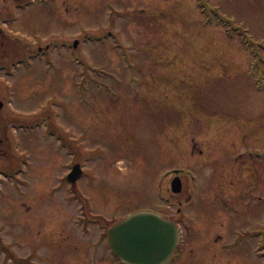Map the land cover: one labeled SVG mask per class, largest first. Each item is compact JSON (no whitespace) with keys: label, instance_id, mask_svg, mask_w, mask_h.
I'll list each match as a JSON object with an SVG mask.
<instances>
[{"label":"rangeland","instance_id":"1","mask_svg":"<svg viewBox=\"0 0 264 264\" xmlns=\"http://www.w3.org/2000/svg\"><path fill=\"white\" fill-rule=\"evenodd\" d=\"M0 28V264H120L92 242L127 215L179 207L173 264H264L249 227L264 215V0H0ZM75 161L82 197L65 204ZM172 169L194 180L168 208ZM230 209L248 221L234 252L229 224L217 230ZM90 214L106 227L84 238Z\"/></svg>","mask_w":264,"mask_h":264},{"label":"water","instance_id":"2","mask_svg":"<svg viewBox=\"0 0 264 264\" xmlns=\"http://www.w3.org/2000/svg\"><path fill=\"white\" fill-rule=\"evenodd\" d=\"M80 175L77 166L70 178L75 181ZM178 241L176 224L153 212L134 214L109 232L111 247L128 264H165L172 258Z\"/></svg>","mask_w":264,"mask_h":264},{"label":"flooded vegetation","instance_id":"3","mask_svg":"<svg viewBox=\"0 0 264 264\" xmlns=\"http://www.w3.org/2000/svg\"><path fill=\"white\" fill-rule=\"evenodd\" d=\"M1 32V31H0ZM49 48V46H47V49ZM42 50V48H40V51ZM1 102V101H0ZM5 108L4 103H0V180L1 178H3L4 174L7 172L6 171V165L8 163V159H9V155H8V142H9V125H8V117L7 115L4 114L3 109ZM253 168V167H252ZM72 170V167H70L69 170H67L66 174H68L70 171ZM253 171H255V168H253ZM19 181L23 184H25V180L19 179ZM66 184L68 183L69 185V191H71V186L72 184H70L68 182V178H65L64 181ZM174 183V184H173ZM176 184V185H175ZM189 177L187 176L186 172L182 171V172H177L175 169H172L171 171L168 172L167 174V184L166 186H164V195H165V200L167 201L166 207L168 206V208H173V205H170L169 203H173V204H179L183 201L189 202L192 194L189 191ZM1 189V188H0ZM67 193V191H66ZM70 195H68V198H65V202H68ZM25 204V203H24ZM30 209V208H29ZM215 210H211L212 216L214 214ZM217 214L219 215V217L222 219V225L219 226V228L217 229L219 232H221L219 236H222V231L224 227L227 226V224H229V227L232 228V232L234 233L233 237H235V242L233 243L232 241L227 243V247H230V249H232L231 252H234L235 250L238 249L239 245H237L238 241L236 242V237H240L241 232L244 230L239 228V224L243 223H247L248 221L245 222H229L230 221V215H235L237 212L234 209H230L227 211H222V210H216ZM190 212V211H189ZM175 213L176 216H167L165 214H163L164 216H166L168 219H170L171 221H173L174 223L178 224V226L181 229L182 232V227L179 221V214L182 213V215H184V211L183 209H181V207H179L178 209H175ZM186 213V212H185ZM194 214V212H192ZM225 215H222V214ZM248 213H250L248 211ZM211 216V218L213 219V222H211V224H214V218ZM228 217V218H226ZM227 220L226 222L223 223L224 220ZM254 224V225H250L249 227L252 229L251 232H254L257 236V239L259 240V238L261 239V242L264 238V215H261V219L260 220H256L255 222H249V224ZM210 224V223H209ZM259 224V226H258ZM205 228V226H203ZM248 228V227H247ZM217 230H213V231H217ZM241 230V231H240ZM212 231V232H213ZM86 238H90L93 237V233L91 234H86ZM98 237H96L97 239ZM233 239V238H232ZM183 243V239L181 241V244ZM92 247H91V251H93L92 255H96L98 252H96L99 248L101 251H105L108 250L107 248V243L104 242V236L102 234V236H100L96 241L92 242ZM109 253V252H108ZM113 254V253H112ZM181 255V251L179 250L178 253V257ZM114 256V255H113ZM177 257V258H178ZM48 263V262H47Z\"/></svg>","mask_w":264,"mask_h":264}]
</instances>
